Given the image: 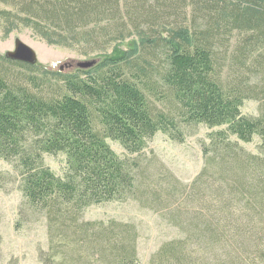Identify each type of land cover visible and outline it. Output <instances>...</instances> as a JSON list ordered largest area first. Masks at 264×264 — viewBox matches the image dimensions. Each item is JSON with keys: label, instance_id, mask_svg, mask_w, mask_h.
Segmentation results:
<instances>
[{"label": "trees", "instance_id": "1", "mask_svg": "<svg viewBox=\"0 0 264 264\" xmlns=\"http://www.w3.org/2000/svg\"><path fill=\"white\" fill-rule=\"evenodd\" d=\"M149 2L0 0L5 31L18 21L51 43L100 58L89 69L64 72L0 54V65L41 70L21 82L0 70V157L20 177L24 207L46 220L50 247L41 258L137 264L134 224L83 219L93 205L136 199L140 162L118 155L107 140L141 154L158 132L183 142L188 128L203 124L218 128L203 146L205 164L168 213L177 235L149 264H264V114L242 112L246 99L264 93L235 82L228 87L217 53V45L230 47L233 30L242 31V48L231 54L246 68L261 51L264 77V0ZM148 30L141 56L120 48L131 33ZM159 90L170 111L152 103ZM256 137L254 154L240 142ZM58 153L66 158L63 175L44 163V154ZM5 179L0 172V183Z\"/></svg>", "mask_w": 264, "mask_h": 264}, {"label": "rangeland", "instance_id": "2", "mask_svg": "<svg viewBox=\"0 0 264 264\" xmlns=\"http://www.w3.org/2000/svg\"><path fill=\"white\" fill-rule=\"evenodd\" d=\"M152 4L153 0H150L149 5ZM2 7L3 5H0V8ZM190 10L191 8L189 12ZM192 22L189 18L188 24ZM14 24L16 26L10 31H5L2 29L4 27L0 26L1 55L13 50L15 41L19 38L37 52L38 65L46 70L75 72L81 61L95 60L97 64L100 60L95 55L85 56L73 48L51 43L30 25L18 21ZM143 27L148 28L146 25ZM196 27L198 28V24ZM167 28L170 29L172 26L163 27L159 32L166 33ZM150 32L153 36L151 30ZM147 33L149 30L146 33L139 31L131 33V36L119 44L120 48L135 49L136 55L141 56L145 47L143 34L148 35ZM244 37L245 33L242 31L233 30L230 34L232 39L229 42L230 47L217 45L221 62L220 71L228 87L235 82L234 86L240 83L244 88L246 86L251 89L257 88L255 94L258 96L264 93L260 59H256L261 51L256 52L253 59H249L246 68L237 65L239 60L234 59L231 54H236L239 46L242 48L240 44L243 43ZM14 64L0 65V70L8 73L12 81H26L30 74L38 75L41 72ZM162 98L160 90L157 96L150 97L157 108L170 111V105ZM263 108L264 95L259 99L253 97L246 99L242 112L246 115L261 116L264 114ZM216 129L218 128H209L203 124L192 126L187 129L183 142L174 141L163 132H158L141 154H129L118 141L108 139V143L118 155L138 159L140 162L139 168L135 170L136 199L93 205L86 209L83 219L106 222L115 219L134 224L138 232L137 264H149L151 255L159 246L177 235L178 229L171 224L168 213L176 206L178 199L188 192L190 184L202 170L205 164L203 146L209 142L210 132ZM240 143L248 152L255 154L258 152L260 138H254L251 143ZM43 157L44 163L56 174H64L66 158L63 153L44 154ZM0 172L6 176L0 183V264H45L41 253H47L50 247L46 220L42 213L24 207L25 199L19 188L20 177L13 166L1 157ZM60 262L61 259H58L48 264H61Z\"/></svg>", "mask_w": 264, "mask_h": 264}, {"label": "water", "instance_id": "3", "mask_svg": "<svg viewBox=\"0 0 264 264\" xmlns=\"http://www.w3.org/2000/svg\"><path fill=\"white\" fill-rule=\"evenodd\" d=\"M4 56L9 60L23 62L31 66L38 64L37 52L19 38L15 41L14 49L7 51ZM94 65H96L95 60H86L78 63V67L82 69H89Z\"/></svg>", "mask_w": 264, "mask_h": 264}]
</instances>
